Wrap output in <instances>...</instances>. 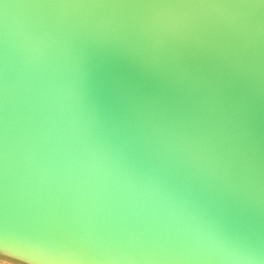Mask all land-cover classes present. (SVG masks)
I'll return each instance as SVG.
<instances>
[{"label":"water","instance_id":"obj_1","mask_svg":"<svg viewBox=\"0 0 264 264\" xmlns=\"http://www.w3.org/2000/svg\"><path fill=\"white\" fill-rule=\"evenodd\" d=\"M0 222L264 264V0H0Z\"/></svg>","mask_w":264,"mask_h":264},{"label":"snow or ice","instance_id":"obj_2","mask_svg":"<svg viewBox=\"0 0 264 264\" xmlns=\"http://www.w3.org/2000/svg\"><path fill=\"white\" fill-rule=\"evenodd\" d=\"M93 250L73 238L0 230V258L14 264H98Z\"/></svg>","mask_w":264,"mask_h":264},{"label":"bare ground","instance_id":"obj_3","mask_svg":"<svg viewBox=\"0 0 264 264\" xmlns=\"http://www.w3.org/2000/svg\"><path fill=\"white\" fill-rule=\"evenodd\" d=\"M18 204L21 205H25V202H18ZM1 208L4 209L6 212L8 213H20L21 209L18 208L17 206L11 205V204H1ZM31 208H33V204H29L27 205V207L23 208L24 211L29 212L31 210ZM34 209V208H33ZM48 219H54V218H48ZM55 220H58L55 218ZM99 221H102L101 219H98ZM103 223H106L104 221H102ZM7 223H2L0 222V230H4L7 231L8 233H29V234H36V235H40V236H45V237H49V238H66V237H70L66 234L60 233L59 229L57 227L54 226H49L46 224H39L41 225L38 226L36 224H32V225H28L25 228H20L16 229L13 226L14 225H10ZM93 233V239H96V237L98 236V234L100 232H102V227H97L91 230ZM72 238V237H70ZM79 242H82L86 245H92V242L90 241H85V240H80V239H76L73 238ZM92 250L93 252V257L92 259L98 261V264H142L141 261H128V260H121L119 258L115 259L112 256V253L115 252L113 251V249L111 247H103L98 249L97 247L94 246V244L92 245ZM115 254V253H113Z\"/></svg>","mask_w":264,"mask_h":264},{"label":"clouds","instance_id":"obj_4","mask_svg":"<svg viewBox=\"0 0 264 264\" xmlns=\"http://www.w3.org/2000/svg\"><path fill=\"white\" fill-rule=\"evenodd\" d=\"M0 264H14V262L9 261L5 258H0Z\"/></svg>","mask_w":264,"mask_h":264}]
</instances>
